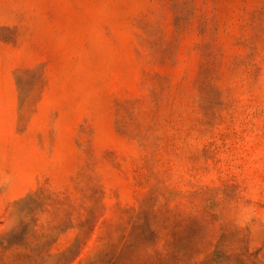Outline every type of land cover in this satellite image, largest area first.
<instances>
[{
  "label": "rangeland",
  "instance_id": "rangeland-1",
  "mask_svg": "<svg viewBox=\"0 0 264 264\" xmlns=\"http://www.w3.org/2000/svg\"><path fill=\"white\" fill-rule=\"evenodd\" d=\"M0 264H264V0H0Z\"/></svg>",
  "mask_w": 264,
  "mask_h": 264
}]
</instances>
